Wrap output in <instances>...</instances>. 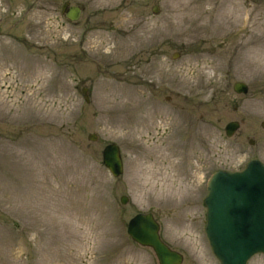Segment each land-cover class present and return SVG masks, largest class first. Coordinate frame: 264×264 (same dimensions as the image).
<instances>
[{"label": "rangeland", "instance_id": "rangeland-1", "mask_svg": "<svg viewBox=\"0 0 264 264\" xmlns=\"http://www.w3.org/2000/svg\"><path fill=\"white\" fill-rule=\"evenodd\" d=\"M263 123L264 0H0V264H159L127 233L139 212L182 264H218L206 183L264 162Z\"/></svg>", "mask_w": 264, "mask_h": 264}, {"label": "water", "instance_id": "water-1", "mask_svg": "<svg viewBox=\"0 0 264 264\" xmlns=\"http://www.w3.org/2000/svg\"><path fill=\"white\" fill-rule=\"evenodd\" d=\"M63 9L72 20L78 19L81 13L80 7L67 3ZM154 10L158 12L156 7ZM234 89L247 92L248 86L236 82ZM86 99L89 101L87 96ZM239 127L240 122H229L225 127L226 134L232 136ZM88 138L95 141L98 136L90 133ZM102 157L114 175L123 172L119 145L107 144ZM127 200V196L121 197L123 203ZM205 204V231L219 264H248L254 255L264 253V163L261 160H249L241 171L215 172L209 181ZM159 228L152 213H138L128 223V232L134 240L154 247L159 264H181L183 256L161 239Z\"/></svg>", "mask_w": 264, "mask_h": 264}, {"label": "flooded vegetation", "instance_id": "flooded-vegetation-1", "mask_svg": "<svg viewBox=\"0 0 264 264\" xmlns=\"http://www.w3.org/2000/svg\"><path fill=\"white\" fill-rule=\"evenodd\" d=\"M85 88V87H84ZM84 88H83V90H84Z\"/></svg>", "mask_w": 264, "mask_h": 264}]
</instances>
